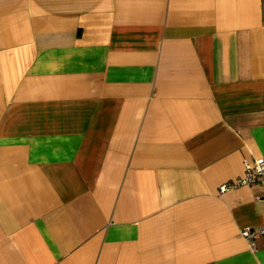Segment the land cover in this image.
I'll return each instance as SVG.
<instances>
[{
  "label": "crops",
  "instance_id": "obj_1",
  "mask_svg": "<svg viewBox=\"0 0 264 264\" xmlns=\"http://www.w3.org/2000/svg\"><path fill=\"white\" fill-rule=\"evenodd\" d=\"M264 0H0V264H264Z\"/></svg>",
  "mask_w": 264,
  "mask_h": 264
},
{
  "label": "built area",
  "instance_id": "obj_2",
  "mask_svg": "<svg viewBox=\"0 0 264 264\" xmlns=\"http://www.w3.org/2000/svg\"><path fill=\"white\" fill-rule=\"evenodd\" d=\"M260 183L264 185V159L257 158L251 163H246L244 173L236 179L223 183L219 186V193H224L230 189ZM239 234L247 241H252L258 235H264V226L241 229Z\"/></svg>",
  "mask_w": 264,
  "mask_h": 264
}]
</instances>
